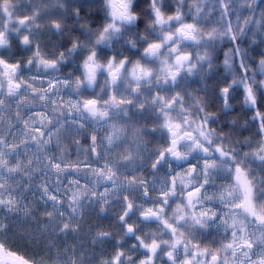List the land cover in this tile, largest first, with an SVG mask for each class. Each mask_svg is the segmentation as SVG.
<instances>
[{
    "label": "snow or ice",
    "instance_id": "1",
    "mask_svg": "<svg viewBox=\"0 0 264 264\" xmlns=\"http://www.w3.org/2000/svg\"><path fill=\"white\" fill-rule=\"evenodd\" d=\"M9 4L0 0L10 16ZM105 7L110 22H82L85 36L67 46L42 47L39 9L15 21L27 32L12 29L26 52L0 30V123L23 138H0V156L28 161L0 160V208L23 207L35 188L50 222L67 209L65 234L91 214L105 249L95 264H264V4L148 0L143 30L125 29L128 0ZM213 24L224 35L201 41L198 25ZM48 27L64 30L57 19ZM219 46L231 51L222 67L195 54ZM217 96L228 112L239 96L247 119L221 121ZM0 236V264H37L7 243V217Z\"/></svg>",
    "mask_w": 264,
    "mask_h": 264
},
{
    "label": "trees",
    "instance_id": "2",
    "mask_svg": "<svg viewBox=\"0 0 264 264\" xmlns=\"http://www.w3.org/2000/svg\"><path fill=\"white\" fill-rule=\"evenodd\" d=\"M260 2L264 4V0H260ZM144 3L145 0H143V4ZM164 3L167 4L168 0H164ZM143 4H141L140 0H136L138 8H142ZM76 7H79L80 9L81 15L79 18L73 15V9ZM34 9L40 10V15L36 19L42 25L43 30L40 28H33L32 31L37 38L42 40V47H44L45 50L51 48L57 43L67 46L69 40L74 36H80L83 38L85 33L81 30L80 24L82 22H88L91 27L95 29V25L101 19V14L96 7V0H10V4L8 5V12L10 13V16L8 13H5L2 8H0V30H8V35L12 38V49L14 52H26V50L17 48L18 42L15 39V33L12 29L19 27L21 33L28 31L27 25L20 26L16 24L15 21L19 17L30 16ZM51 19H57L63 22V32H57L55 29L48 27V21ZM29 24H31V21H29ZM129 30H131V26H129ZM7 51V49L0 48V53ZM68 67L72 66L69 65ZM68 67L64 70L67 71ZM233 103L235 107L231 110V112L226 111L220 117L221 121H226L231 115H235L238 118V123H243V121L247 119V116L243 105L240 103V97H234ZM249 123L254 125L255 121H250ZM223 126L227 127V125L221 124V127ZM76 221L81 223L82 226L80 231L77 232V236L73 239L75 250L79 252L81 251L80 249H91L95 247L99 242L95 245L93 244L92 231L89 228V225L94 223L95 217L89 214V218L86 221H79V217ZM13 225L14 227L19 228V232L21 234H23L26 238H29V235H27V227L29 225L32 226L31 224L21 222L18 223L15 221ZM30 232L32 235L30 238L35 240L39 238V235L41 237L46 235L44 232L40 231L39 228L35 229L31 227ZM53 236L56 237V243L51 245L64 248L65 238L61 236L59 229L53 231Z\"/></svg>",
    "mask_w": 264,
    "mask_h": 264
},
{
    "label": "rangeland",
    "instance_id": "3",
    "mask_svg": "<svg viewBox=\"0 0 264 264\" xmlns=\"http://www.w3.org/2000/svg\"><path fill=\"white\" fill-rule=\"evenodd\" d=\"M0 119H4V117L0 116ZM15 131L16 130L13 129V132ZM4 136H8L10 143L14 145L22 144L23 138L20 137L19 133L16 134V137H12L11 133L5 130L4 124L0 123V138ZM9 159L12 163H19L24 166L28 164L27 159L18 160L15 152H13L10 158L7 156H0V160L8 161ZM4 166V164H0V168ZM12 184L14 187L23 190L27 181L25 180L21 183V178L19 176H14L12 178ZM49 184L52 186L56 185L55 177L49 180ZM65 184H67V181H65ZM61 191H63V189H61ZM40 195V192L33 188L31 191L25 193L24 200L21 201L23 207L18 208L16 201L13 200L11 204L6 205L8 211L0 208V228H2L4 218L7 217V243L18 252L36 260L37 264H95V254L105 250L102 245L100 246L101 242L97 243V245L91 249H80L81 251L77 252L73 244V239L77 236V232L73 231L65 234L60 228L61 220H67V209H65L63 218L56 214L54 219L50 222L48 219V212L51 210L52 205L51 203H49L47 207L43 205L40 200ZM74 219L77 220V217ZM15 221L32 225L27 227V235H29V238L21 234L18 227H14L13 223ZM31 227L35 229L39 228V230L46 235L42 237L39 235V238L36 240L30 238L32 237L30 232ZM56 229H59L61 236L65 238L64 248L51 245L56 243V237L53 236V231ZM2 240L3 237L0 236V241ZM107 250H111V245L108 246Z\"/></svg>",
    "mask_w": 264,
    "mask_h": 264
},
{
    "label": "clouds",
    "instance_id": "4",
    "mask_svg": "<svg viewBox=\"0 0 264 264\" xmlns=\"http://www.w3.org/2000/svg\"><path fill=\"white\" fill-rule=\"evenodd\" d=\"M240 2L241 0H236L238 6ZM106 3L107 0H96L97 10L101 14V19L95 25V29L97 30L103 29V27L110 22L109 12L108 9L105 7ZM249 3H255V0H249ZM128 4L129 11L132 16V21L124 25L125 29L129 30V26H131V30H135L137 26H139L141 30L151 27L150 16L147 11L148 0H145V3L143 4L142 8L136 7V0H128ZM198 29L199 31L197 33V36L200 38L201 41L207 40L210 36H217L219 38L224 35V32L221 31L220 26L216 24L210 26L198 25ZM122 41L123 37H121V40L118 41V43H121ZM204 53H207V55L213 59L214 64L219 65L221 67L223 64L224 54L226 53L227 55L231 56V51L229 49L223 48V46H219L216 48H201L195 50V54L198 56H201ZM257 59H259V57H257ZM252 67H255L254 63L252 64ZM205 71H207V66L205 67ZM260 102L264 104V97H261ZM211 107L213 110L220 113V117L227 111L222 110L218 96L211 101Z\"/></svg>",
    "mask_w": 264,
    "mask_h": 264
}]
</instances>
